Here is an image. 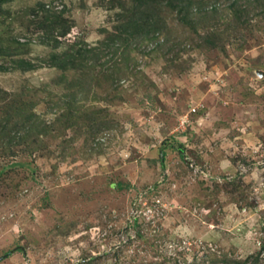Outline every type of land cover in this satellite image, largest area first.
<instances>
[{"label":"rangeland","instance_id":"1","mask_svg":"<svg viewBox=\"0 0 264 264\" xmlns=\"http://www.w3.org/2000/svg\"><path fill=\"white\" fill-rule=\"evenodd\" d=\"M151 1L3 4L0 264H264V0Z\"/></svg>","mask_w":264,"mask_h":264},{"label":"trees","instance_id":"2","mask_svg":"<svg viewBox=\"0 0 264 264\" xmlns=\"http://www.w3.org/2000/svg\"><path fill=\"white\" fill-rule=\"evenodd\" d=\"M7 1L8 0H0V11L2 10L3 4ZM145 1L148 3H151V7H153L151 0H145ZM186 6L187 5L184 4V7ZM188 6L193 7L192 3H190V5ZM119 7H121V12L117 13L119 22L114 27V32L110 33L107 39L101 41L99 46H89V47L81 46L78 49H76L75 47L70 48L69 51L63 52L59 54L58 56H54L55 65L62 67L64 65L63 63L67 65L69 63L79 64V65L88 64V63L93 64L99 58L100 59L106 58V61H105L107 65L106 68L108 70H113L115 67L117 68V65H118L117 63H112V59L114 55L117 53L118 49L126 47L129 50L132 44L142 40L144 35L148 34V36H151V37L154 36V32H151L153 28L152 25L156 20H158V18L154 16V12L152 13L149 12L147 14L144 13L145 15H141V14H138L139 12L137 10H135L132 15L133 17H131L132 19L129 20L127 19L128 18L127 16L128 7L125 6V4H121V6ZM233 7H235V4L232 6V8ZM240 12L241 11L237 9L233 10V14L235 15V17H237V20L238 19L241 20L244 17ZM138 21H141V23L137 24L136 22ZM132 22H135V23L133 24ZM56 45H57V42H55V46ZM101 47L104 48V51H102ZM111 50H112V53H111ZM125 63H127L126 60H125ZM236 263H239V262L230 261L228 264H236Z\"/></svg>","mask_w":264,"mask_h":264}]
</instances>
